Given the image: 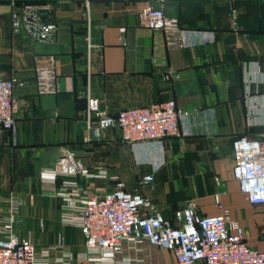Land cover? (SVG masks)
Listing matches in <instances>:
<instances>
[{
	"label": "crops",
	"instance_id": "0c3cea01",
	"mask_svg": "<svg viewBox=\"0 0 264 264\" xmlns=\"http://www.w3.org/2000/svg\"><path fill=\"white\" fill-rule=\"evenodd\" d=\"M24 1L57 26L54 42L12 32V3ZM147 6L177 21L186 47L167 49L163 33L143 24ZM39 67H54L56 94L37 93ZM11 76L25 85L14 91V132L0 128V225L18 200L15 234L48 251L47 264L65 253L74 258L68 264L83 255L94 264H177L146 241L123 245L112 258L88 250L66 221L78 216L84 192L104 194L115 179L149 200L146 213L168 220L187 201L202 216L225 210L249 246L264 250L263 209L248 203L231 175L232 142L264 133V0H0V77ZM88 97L112 115L173 99L186 112L182 136L130 145L116 129L96 135L87 125ZM69 151L86 171L76 186L47 174Z\"/></svg>",
	"mask_w": 264,
	"mask_h": 264
},
{
	"label": "built area",
	"instance_id": "2783aa9c",
	"mask_svg": "<svg viewBox=\"0 0 264 264\" xmlns=\"http://www.w3.org/2000/svg\"><path fill=\"white\" fill-rule=\"evenodd\" d=\"M88 6L91 0H83ZM163 3L165 0H155ZM143 24L152 31L162 32L167 49L186 47L185 35L177 21L165 15L162 8L147 6L141 13ZM10 26L16 35L24 34L38 43L55 41L57 26L42 17V7L35 3L13 2ZM38 94H56L58 76L54 67L35 69ZM171 78L170 74L165 76ZM25 83L15 76L0 77V128L14 132L16 98L14 91ZM186 112L173 99L146 107L127 108L112 115L99 100L87 98L86 120L95 134L116 129L121 140L130 145L154 143L162 145L168 138L182 135L180 122ZM232 177L250 205L264 212V133L258 138L242 136L232 142ZM86 173L76 153L61 155L51 167L48 177L71 179ZM153 176L143 178L142 184L152 183ZM82 207L78 216L66 221L77 227L88 250L114 254L123 245L134 246L148 242L158 250L172 253L177 264H264V250L249 246L244 229L231 220L227 211L216 216H202L192 201H187L166 219L161 213H146L150 202L137 189L130 190L125 182L115 179L114 187L104 194L90 190L80 196ZM16 206L18 200L13 202ZM0 225V264H47L48 251L38 252L28 239L15 234L19 222L15 208ZM264 226V224H263ZM74 258L65 253L57 264H68ZM81 264H94L86 255L77 259ZM127 263L129 259L125 260Z\"/></svg>",
	"mask_w": 264,
	"mask_h": 264
},
{
	"label": "trees",
	"instance_id": "16d2710c",
	"mask_svg": "<svg viewBox=\"0 0 264 264\" xmlns=\"http://www.w3.org/2000/svg\"><path fill=\"white\" fill-rule=\"evenodd\" d=\"M24 2H27V3H35V2H33V1H24ZM35 4H37V3H35Z\"/></svg>",
	"mask_w": 264,
	"mask_h": 264
}]
</instances>
